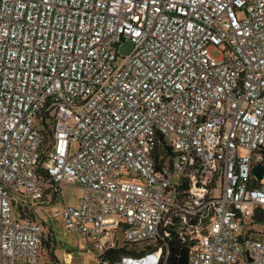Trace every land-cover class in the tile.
I'll list each match as a JSON object with an SVG mask.
<instances>
[{"label":"built area","instance_id":"obj_1","mask_svg":"<svg viewBox=\"0 0 264 264\" xmlns=\"http://www.w3.org/2000/svg\"><path fill=\"white\" fill-rule=\"evenodd\" d=\"M49 208L117 264H264V0H0V264Z\"/></svg>","mask_w":264,"mask_h":264},{"label":"rangeland","instance_id":"obj_2","mask_svg":"<svg viewBox=\"0 0 264 264\" xmlns=\"http://www.w3.org/2000/svg\"><path fill=\"white\" fill-rule=\"evenodd\" d=\"M133 49L134 46L131 42H125L121 46H118L119 64L122 63V58L127 57ZM212 54L215 58L219 57L217 52H213ZM75 149L76 148L73 145L71 149L72 154L75 153ZM65 193L69 205H76V197L79 194V189L68 187L65 190ZM41 217L43 220H46L44 223L46 233H49V229L52 228V232L55 235L57 242V251L54 252L56 261L52 258L51 251L48 250L45 255L46 259H44L47 261L46 263L43 262V264H55L57 262L59 264H98V259L101 253L95 249L91 240L86 242L80 235L67 231V229H65L58 220L53 218L50 208L47 211H43ZM140 248H142V246L138 247V249ZM46 249L47 248L45 246L44 250Z\"/></svg>","mask_w":264,"mask_h":264},{"label":"trees","instance_id":"obj_3","mask_svg":"<svg viewBox=\"0 0 264 264\" xmlns=\"http://www.w3.org/2000/svg\"><path fill=\"white\" fill-rule=\"evenodd\" d=\"M45 224H43L44 226ZM45 228V227H44ZM46 246V250L45 249ZM57 248V242L55 239V235L52 232V228L49 229V233H46L45 231V236L43 238V244H42V252H41V262L40 264H43V262L46 263V252L48 250L51 251V256L53 259L56 258L54 257V252H56ZM137 248H134L133 250H128L127 246H123L119 251H109L103 255H100L98 261L101 262V264H104V262H107L106 264H117L120 261L121 255L125 253H129V255H135L137 254ZM146 250H150V248H146ZM169 252L170 255L168 256L167 259V264H188V256H189V247L187 245L182 244L180 241L177 239H174L170 241L169 243ZM45 251V252H44ZM146 253L145 251H141L140 255ZM55 264H59L58 262Z\"/></svg>","mask_w":264,"mask_h":264},{"label":"water","instance_id":"obj_4","mask_svg":"<svg viewBox=\"0 0 264 264\" xmlns=\"http://www.w3.org/2000/svg\"><path fill=\"white\" fill-rule=\"evenodd\" d=\"M253 172L254 174L257 176L258 180H262L263 179V167L261 165H256L253 168ZM255 219L258 221H263L264 220V214L260 213L259 211L255 212Z\"/></svg>","mask_w":264,"mask_h":264},{"label":"bare ground","instance_id":"obj_5","mask_svg":"<svg viewBox=\"0 0 264 264\" xmlns=\"http://www.w3.org/2000/svg\"><path fill=\"white\" fill-rule=\"evenodd\" d=\"M69 257V256H68ZM67 260V259H66Z\"/></svg>","mask_w":264,"mask_h":264},{"label":"crops","instance_id":"obj_6","mask_svg":"<svg viewBox=\"0 0 264 264\" xmlns=\"http://www.w3.org/2000/svg\"><path fill=\"white\" fill-rule=\"evenodd\" d=\"M71 256V255H70Z\"/></svg>","mask_w":264,"mask_h":264}]
</instances>
